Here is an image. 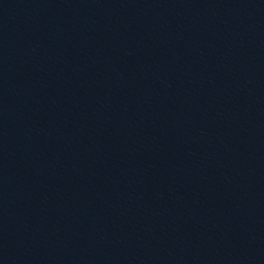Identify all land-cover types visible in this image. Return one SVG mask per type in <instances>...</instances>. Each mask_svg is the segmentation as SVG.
I'll list each match as a JSON object with an SVG mask.
<instances>
[{
    "label": "water",
    "instance_id": "obj_1",
    "mask_svg": "<svg viewBox=\"0 0 264 264\" xmlns=\"http://www.w3.org/2000/svg\"><path fill=\"white\" fill-rule=\"evenodd\" d=\"M0 264H264V0H0Z\"/></svg>",
    "mask_w": 264,
    "mask_h": 264
}]
</instances>
